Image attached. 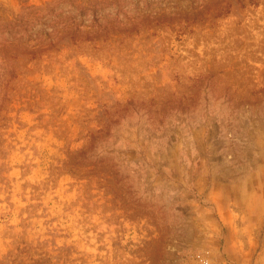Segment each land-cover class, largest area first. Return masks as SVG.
<instances>
[{
  "label": "rangeland",
  "instance_id": "374dc122",
  "mask_svg": "<svg viewBox=\"0 0 264 264\" xmlns=\"http://www.w3.org/2000/svg\"><path fill=\"white\" fill-rule=\"evenodd\" d=\"M254 2L0 0V264H264Z\"/></svg>",
  "mask_w": 264,
  "mask_h": 264
},
{
  "label": "trees",
  "instance_id": "16d2710c",
  "mask_svg": "<svg viewBox=\"0 0 264 264\" xmlns=\"http://www.w3.org/2000/svg\"><path fill=\"white\" fill-rule=\"evenodd\" d=\"M236 2L238 3V5H240L241 8H243V7L245 6V5L242 4V0H236ZM250 4L255 5L254 0H250ZM227 13H228L227 10L222 9V10L220 11V13L217 14V16H223V15H225V14H227ZM181 33H182V32H181Z\"/></svg>",
  "mask_w": 264,
  "mask_h": 264
}]
</instances>
